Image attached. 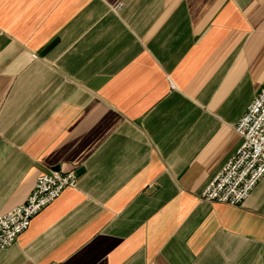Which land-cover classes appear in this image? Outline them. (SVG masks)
I'll return each instance as SVG.
<instances>
[{
  "label": "crops",
  "instance_id": "crops-1",
  "mask_svg": "<svg viewBox=\"0 0 264 264\" xmlns=\"http://www.w3.org/2000/svg\"><path fill=\"white\" fill-rule=\"evenodd\" d=\"M264 91V0H0V214L77 187L0 264H264V176L201 194Z\"/></svg>",
  "mask_w": 264,
  "mask_h": 264
},
{
  "label": "built area",
  "instance_id": "built-area-1",
  "mask_svg": "<svg viewBox=\"0 0 264 264\" xmlns=\"http://www.w3.org/2000/svg\"><path fill=\"white\" fill-rule=\"evenodd\" d=\"M235 129L242 144L202 192L201 198L209 202L238 206L264 176V91L252 100ZM76 187L74 170L51 169L38 176L26 201L0 214V250L11 246L64 190Z\"/></svg>",
  "mask_w": 264,
  "mask_h": 264
}]
</instances>
